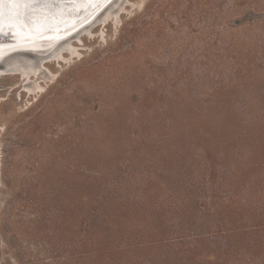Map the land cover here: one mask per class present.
Instances as JSON below:
<instances>
[{"label": "rangeland", "instance_id": "1", "mask_svg": "<svg viewBox=\"0 0 264 264\" xmlns=\"http://www.w3.org/2000/svg\"><path fill=\"white\" fill-rule=\"evenodd\" d=\"M138 2L0 77V264H264V0Z\"/></svg>", "mask_w": 264, "mask_h": 264}, {"label": "bare ground", "instance_id": "2", "mask_svg": "<svg viewBox=\"0 0 264 264\" xmlns=\"http://www.w3.org/2000/svg\"><path fill=\"white\" fill-rule=\"evenodd\" d=\"M75 1L34 0L28 8L0 5V77L19 76L27 93L40 95L57 78L50 64L76 61L88 48L85 38L98 42L93 35L101 32L98 38L107 41L101 27H114L134 5L140 6L138 0H98L93 11L65 17Z\"/></svg>", "mask_w": 264, "mask_h": 264}, {"label": "snow or ice", "instance_id": "3", "mask_svg": "<svg viewBox=\"0 0 264 264\" xmlns=\"http://www.w3.org/2000/svg\"><path fill=\"white\" fill-rule=\"evenodd\" d=\"M32 2H34V0H0V5L8 3L17 7L24 5L25 8H28Z\"/></svg>", "mask_w": 264, "mask_h": 264}, {"label": "water", "instance_id": "4", "mask_svg": "<svg viewBox=\"0 0 264 264\" xmlns=\"http://www.w3.org/2000/svg\"><path fill=\"white\" fill-rule=\"evenodd\" d=\"M70 1H65V3H69ZM8 37V36H7Z\"/></svg>", "mask_w": 264, "mask_h": 264}]
</instances>
